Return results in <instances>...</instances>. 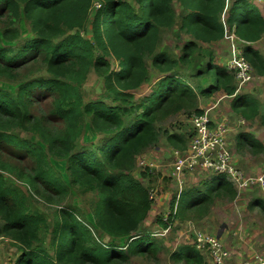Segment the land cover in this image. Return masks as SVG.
Listing matches in <instances>:
<instances>
[{
	"label": "trees",
	"instance_id": "16d2710c",
	"mask_svg": "<svg viewBox=\"0 0 264 264\" xmlns=\"http://www.w3.org/2000/svg\"><path fill=\"white\" fill-rule=\"evenodd\" d=\"M97 1L100 8L93 11ZM174 2L0 0V79L17 86L14 92L0 89V150L9 146L34 164L22 172L0 161V236L22 251L15 264H124L134 255H157L161 243L155 234L142 230L154 202L150 189L133 173L139 156L160 142L158 121L217 94L232 97L233 110L247 120L261 115V103L236 93L234 75L214 62L211 50H204L206 63L196 62L201 48L194 41L178 58L158 52L162 31L172 29L177 18L180 29L198 43L224 40L227 0H177L181 17ZM22 20L31 26L32 35L26 39L19 29ZM226 23L228 31L244 41V56L253 70L264 77V56L253 47L264 36V9L255 11L248 0H236ZM147 59L163 77L151 94L139 100L136 91L150 81ZM181 65L192 71L193 84L180 76ZM35 66L43 67L46 75H23H31ZM93 70L103 79L104 97L110 103L104 97L85 100L83 86ZM46 98L53 99L52 116L63 128L54 131L32 114L33 106ZM195 112L203 113L199 108ZM87 124L99 136L98 143H81ZM17 130L34 134L47 150L39 141L20 137ZM165 134L172 147H187L184 136ZM250 142L253 152L264 150L261 143L252 138ZM51 158L64 162L65 174ZM142 175L148 176L146 171ZM12 177L47 200H63L72 189L94 195L89 205L93 220L72 206L60 208L54 219L47 220L33 210L31 196ZM237 196L227 176L213 174L203 187L182 190L173 198L170 213L157 219L160 229L168 231L188 212L204 217L217 200L234 201ZM257 204L264 210V201L255 200L253 205ZM123 241L125 247L119 245ZM172 258L205 263L193 244L180 247Z\"/></svg>",
	"mask_w": 264,
	"mask_h": 264
},
{
	"label": "rangeland",
	"instance_id": "374dc122",
	"mask_svg": "<svg viewBox=\"0 0 264 264\" xmlns=\"http://www.w3.org/2000/svg\"><path fill=\"white\" fill-rule=\"evenodd\" d=\"M133 1V0H132ZM174 9L181 17L184 13L180 4L174 0ZM250 3V2H249ZM251 4L255 11L264 9V0H252ZM233 6L232 0H229V9ZM241 4H237L236 9H240ZM100 8L99 1L95 3L94 10ZM229 9L223 14L222 21L227 31L224 40L204 44L198 43L191 36H188L180 29V19L177 18V23L172 29L163 30L161 33V40L158 47L159 53L167 52L173 58L181 56L183 48L194 41L200 46L201 51L195 54L196 62L203 59L206 63L204 50H211L214 53V62L218 65H228L237 56L238 52H243L244 47L241 41L232 37L229 25L226 23ZM241 18L240 15H237ZM22 38L26 39L32 35L31 26L25 20L19 23ZM236 36V35H235ZM237 37V36H236ZM22 40V39H21ZM8 44V43H7ZM14 46V44H8ZM234 47L237 49L233 54ZM253 47L264 56V36L263 38L253 44ZM147 64L150 70V81L143 85L136 91L137 99H142L151 94L155 88L156 83L163 77L159 70L154 66L152 59H147ZM114 68H118L114 64ZM33 73L24 72L29 76H45V69L35 66L30 69ZM179 71L182 73L180 76L190 84L193 81L190 79L192 72L186 65H181ZM251 80L245 85L237 88L236 92L239 96H251L261 103V115L254 120H247L238 112L233 110V98L227 97L225 94H217L212 98H200L196 105L185 106V109L180 111H172L166 117L158 121V127L161 130V138L159 144L146 151L139 156L136 162V170L133 175L142 181L145 186L150 189L151 195L155 196L153 210L142 227L143 232H152L155 234V239L161 243V250L157 255H134L130 262L124 264H186L185 262H176L172 258V253L177 252L182 246L194 245L197 242L199 234L205 236L218 237L231 258L236 262L250 263L255 259H264V210L261 204L253 205L255 200L264 201V193L259 189H251L239 192L234 201L217 200L211 210L204 217L197 218L196 214L188 212V216L184 220H179L171 226L167 231L160 229L158 217H166L171 211V203L175 196L182 190L189 188L203 187L209 178L215 175L212 171L198 170L196 172H186L180 177L175 174V164L179 156L194 157L192 149L189 150V139L193 131V117L198 114L195 112L196 108L202 112L209 111V116L216 124L227 122L228 124V148L233 155L232 166L238 171H242L245 175H256L264 170V150L261 152H253L249 146L250 139L261 143L264 146V77L257 75L256 71L251 68ZM205 81V80H203ZM17 86L13 82H8L0 79V89L10 90L14 92ZM105 87L103 79L93 70L87 82L83 86V94L86 101L97 100L105 96ZM234 97V96H233ZM108 103L110 99L104 97ZM54 111V102L52 98L40 100L33 106L31 112L36 117L40 118L42 122L49 126L52 130L63 128V124L57 125V120L52 116ZM88 123V122H87ZM17 135L22 138L32 140L33 142L39 139L31 133H26L21 130L16 131ZM165 132L178 134L188 139L187 147L183 149H176L172 147L167 139ZM239 136H241L239 138ZM240 140H239V139ZM99 136L91 132L90 125L85 126L81 143L83 145L96 144L99 141ZM242 140V141H241ZM241 141V142H240ZM240 142V143H239ZM253 142V141H252ZM242 143V145H241ZM255 143V142H254ZM39 145L45 150L47 147L39 141ZM189 150V151H188ZM16 150L9 146H2L0 150V161L9 163L10 165L18 168L22 172L30 170L33 167V162L23 157H18ZM52 164L61 172L65 174L64 162L51 158ZM143 163L150 164L151 167L143 168ZM148 174L147 177L142 175V172ZM5 176L9 174L5 171ZM16 185L28 194L32 204L33 210L41 212L47 220L54 219L57 211L62 207H77L81 212L86 215L87 220L92 221L91 214L89 213V205L95 199L92 194H83L77 189H72L67 198L61 200L58 197L47 200L37 194L31 193L21 182L12 177ZM53 200V201H51ZM51 201V202H50ZM264 206V204H263ZM177 207V203L175 205ZM2 221L0 220V227ZM164 233V236L157 235ZM103 240H108L103 237ZM125 242L119 245L123 247ZM125 247V246H124ZM200 253L205 258L204 264H214L213 258L209 253ZM22 251L13 241L7 237L0 236V264H15ZM122 264V263H118Z\"/></svg>",
	"mask_w": 264,
	"mask_h": 264
},
{
	"label": "built area",
	"instance_id": "2783aa9c",
	"mask_svg": "<svg viewBox=\"0 0 264 264\" xmlns=\"http://www.w3.org/2000/svg\"><path fill=\"white\" fill-rule=\"evenodd\" d=\"M228 9L229 0H227L225 12ZM230 35L237 39L234 33ZM237 49L234 47L233 54ZM227 68L234 75L238 89L251 80L252 67L242 51L238 52ZM192 121L193 131L189 139V150L192 149L194 157L191 159L187 155L179 156L175 164V174L180 177L186 172L212 171L215 174L227 176L239 192L259 189L264 193V170L256 175H245L232 166L233 155L228 148L227 122L216 124L209 116V111L194 115ZM142 166L143 168L151 167V163H143ZM151 199L154 201L155 196L151 195ZM176 209L177 207H175V211ZM196 241L195 248L202 253H209L214 264H244L231 258L230 254L224 250L223 243L218 237L199 234ZM245 264H264V259L258 258Z\"/></svg>",
	"mask_w": 264,
	"mask_h": 264
},
{
	"label": "crops",
	"instance_id": "0c3cea01",
	"mask_svg": "<svg viewBox=\"0 0 264 264\" xmlns=\"http://www.w3.org/2000/svg\"><path fill=\"white\" fill-rule=\"evenodd\" d=\"M248 1H249L251 4H253V3H252V0H248ZM235 2H236V0H232V4L235 3ZM259 10H260V9H259ZM260 11H261V10H260ZM261 12H262V11H261ZM238 41H240V40L238 39ZM241 42H242L243 44H245L244 41H241ZM236 93H237V92H236ZM246 191H247V190H246ZM243 192H244V191H243Z\"/></svg>",
	"mask_w": 264,
	"mask_h": 264
}]
</instances>
